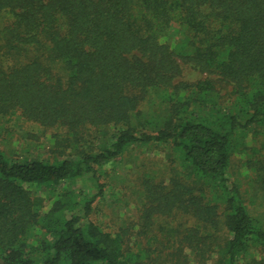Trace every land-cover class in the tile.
<instances>
[{"label":"trees","instance_id":"16d2710c","mask_svg":"<svg viewBox=\"0 0 264 264\" xmlns=\"http://www.w3.org/2000/svg\"><path fill=\"white\" fill-rule=\"evenodd\" d=\"M0 138L50 141L0 149V264H264V219L229 179L238 156L264 194V0H0ZM152 147L169 175L107 232V168Z\"/></svg>","mask_w":264,"mask_h":264},{"label":"rangeland","instance_id":"374dc122","mask_svg":"<svg viewBox=\"0 0 264 264\" xmlns=\"http://www.w3.org/2000/svg\"><path fill=\"white\" fill-rule=\"evenodd\" d=\"M171 35L177 38L176 26H173L171 29ZM206 78L211 77L194 70L188 65L183 66L181 78L183 81L195 83ZM221 93L224 95V90ZM12 126V124H9L4 127L10 129ZM37 130L38 128L35 126L25 127L21 135L25 131L37 132ZM29 142L31 145L28 146ZM29 142L20 141L14 148L13 146H6L7 143L9 145L12 143L10 140L7 143H3L0 138V149L6 151L12 149L18 158H45L49 155L50 141L48 139H42L37 144L33 143L34 140H29ZM237 157H233L232 159L229 179L231 182H239L240 190L245 195L247 202H251L250 196L254 199L252 202L254 206L251 208H253L256 216L264 219V194L260 193L258 196H254L253 189L249 185V180L246 174L242 172V166L239 163L240 158ZM169 163L166 151L162 148H135L126 152L123 162L117 163L114 167L107 168L109 174L104 180L106 184L105 195L93 203L92 220L107 232L114 234L121 233L124 228L130 226V222H136L137 217L140 216L137 190L141 179L146 175H152L158 181L161 178H166L170 173ZM74 188L76 191L89 193L91 196L97 193V189H93L89 182L78 181ZM127 235L125 241L128 244L134 242L132 239L135 237ZM140 242L146 244V239L141 238Z\"/></svg>","mask_w":264,"mask_h":264}]
</instances>
